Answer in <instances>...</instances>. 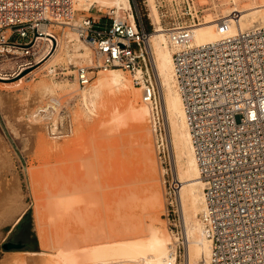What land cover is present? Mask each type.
Returning <instances> with one entry per match:
<instances>
[{
	"label": "rangeland",
	"instance_id": "rangeland-1",
	"mask_svg": "<svg viewBox=\"0 0 264 264\" xmlns=\"http://www.w3.org/2000/svg\"><path fill=\"white\" fill-rule=\"evenodd\" d=\"M107 1V6L117 5L115 0ZM129 1L148 33L159 28L158 25L168 29L177 22L188 24L191 22L190 14L200 22L209 15L212 18L222 17L226 10L233 7L264 5V0H193L190 6L185 0ZM107 8L85 14L94 15L104 23ZM120 13L123 14V10ZM52 30L60 44L55 54L46 60V66L41 65L43 62H35L43 57L45 45L32 49L28 56L18 49L0 53V71L3 74L16 72L9 82L23 77V82L18 85L0 84V94L5 97L0 103V218L4 214L0 219V264H93L95 259L91 250L99 247L103 249L98 256L102 264H129L135 254L128 241L146 238L150 231L158 233L166 244L171 242L165 237L168 232L173 237V247H177L176 264H186L187 251L177 201V191L181 185L176 182V179L185 180V159L175 143V119L169 112L165 113L161 106L162 140L157 141L151 115L141 112L144 111L141 107L148 106L141 101L140 90L138 101L131 92L126 96L129 99L126 103L132 106L130 115L122 109L120 102H125V97L113 102L111 99L105 103L102 101L103 104L90 110L93 114L88 115L81 108L80 88L73 77L77 66L90 65L89 58L84 56L87 45L72 30L73 33H62L55 26ZM163 38H166L173 52L167 35ZM15 39L18 38L14 36L12 40ZM150 40L154 41L153 48L157 51L162 42L153 36H150ZM89 53L88 56L92 58L90 48ZM29 60L32 63L21 66ZM50 68L63 69L70 75L54 78L49 74ZM100 71L98 73L104 72ZM123 74L133 84L129 72L124 70ZM95 76L96 73L92 81ZM91 86L90 83L89 91H93ZM163 89V95H166V87L163 86ZM158 93L161 102V89ZM51 95L60 96L71 113L73 130L67 136L50 137L43 125L30 116L34 108ZM138 112L143 113L139 118L135 116ZM56 173L63 179L65 191L61 198V214L53 217L46 198L45 182ZM156 187L159 188L161 207H152L151 204L152 190ZM181 193L186 230L193 240L199 230V212L191 208L188 186H184ZM12 196L14 199L17 198L15 196L20 198L15 202L20 201L21 209L16 205L14 213L10 208ZM21 212L25 215L15 224ZM47 213L51 218L50 223ZM54 229L58 231V235L54 233L55 236L59 238L65 234V239L66 236L70 237L77 244L74 249H79L66 257L61 254L67 260L64 263L61 256H56L62 252V247L53 245L56 242L54 234H51L55 232ZM22 239L25 241L23 248L6 250L2 247L7 241ZM87 241L89 244H86ZM28 251L38 254L23 253ZM190 264H199V260L191 255Z\"/></svg>",
	"mask_w": 264,
	"mask_h": 264
},
{
	"label": "built area",
	"instance_id": "built-area-1",
	"mask_svg": "<svg viewBox=\"0 0 264 264\" xmlns=\"http://www.w3.org/2000/svg\"><path fill=\"white\" fill-rule=\"evenodd\" d=\"M76 1L0 0V53L18 49L28 56L43 26L72 28L92 52L90 65L74 70L78 87L88 86L99 70H126L151 108L152 128L161 142L160 96L140 18L132 6L123 14L108 7L102 23L85 14L100 11L98 5L86 10L76 8ZM190 21L169 26L167 38L174 48L173 79L203 183L200 222L210 241L206 264H264V26L194 45L190 25L198 18L190 14ZM14 36L18 39L12 40ZM49 74L70 75L56 68ZM30 116L52 138L73 130L71 113L56 95L48 96ZM172 255L175 264L177 247Z\"/></svg>",
	"mask_w": 264,
	"mask_h": 264
},
{
	"label": "bare ground",
	"instance_id": "bare-ground-1",
	"mask_svg": "<svg viewBox=\"0 0 264 264\" xmlns=\"http://www.w3.org/2000/svg\"><path fill=\"white\" fill-rule=\"evenodd\" d=\"M115 1H116L117 5L112 4L113 6H107L108 5L107 0H77L75 7L76 8H83V9L87 10L92 6L98 5V7H101V8L102 7H115L118 11L119 10H129V8L131 7L129 0H115ZM231 2L233 3V1H231ZM87 5H88V7H87ZM101 8H99V9H101ZM233 12H238V14L234 13L235 14L234 15ZM225 13H224V16L218 17V18H212L209 15V16L205 17L202 21L190 25L192 28V43L194 45H200V44H204L207 42H213V41L218 40V39H220L226 35L232 34V33L236 32L240 29L243 30V29H247L250 27H254V26H264V5L259 6V7H242L239 9L236 7H233L232 10H226ZM218 24H220V25H218ZM219 26H221V28ZM55 27L59 28L62 33H64L65 31H67V32L73 31L74 32V30L72 28L68 29L67 27L59 26V25L58 26L55 25ZM158 27L159 28H156L155 30L153 29V32H151V33L147 32L148 36H147V39L145 41V45H146L148 56H149V59L151 62L154 79H155V82L157 85V90L161 89V96L164 94V89L162 91L163 86H165L167 91H168V93L166 95H163V99L161 98L162 99L161 100V106L165 110L164 111L165 113H166V111L169 112L173 116V118L175 119V124L177 127V133L175 135V143L178 147H180V152H181L183 158L185 159V163H184L185 180L179 181L176 178L175 179H176V182L181 185V188L177 191V201H178L179 208L181 211L182 226H183V238L185 239L184 242L186 244V251H187V256H186L187 262H186V264H190L191 255H194L197 258V260H199V264L200 263L206 264L209 249H210V241L205 237V235L202 231V226H201V222H200V212H202V210H203V191H202L203 183H202V180L200 178L198 166H197V164L194 160V157H193L189 133H188V130L186 127L185 119H184L182 101H181L180 95H179V93L175 87V83H174V79H173L172 48L168 47L166 38H163L169 32L168 31L169 29H163V28H161L160 25H158ZM41 30H42L43 35L40 38H38L37 40H35V42L31 46H33L32 47L33 50L42 47V45L46 46V50H45L43 57L37 58L35 61L36 63L43 62L41 65L45 64V66H46V64H47V63H45L46 60L48 58H51L55 54V52H56V50L60 44V40L57 37L56 33L52 30L51 27L43 26L41 28ZM150 36L155 37V39L159 38V40L162 42V45H160V47L157 51H155L153 48L154 41L150 40ZM53 37H55V39ZM76 37H77V35H76ZM85 49L87 51H85L84 56L86 58H89L88 59V62H89V61H91V57L88 56V54H90L89 48L87 46H85ZM48 63H51V62H48ZM51 69L52 68H50L49 71ZM123 71L124 70L122 68L114 67V68H109V69L104 70L103 73L97 72L95 78L93 79V81H91V85H92L91 87H93V91L92 90L91 91L93 93H91V91H89L90 84L84 88H80L79 95H80V98L82 101V104H81L82 107L81 108L83 109L84 112H86L88 115L93 114L90 110H94L95 108H99L103 104L104 101L107 102L110 99H111V101L112 100L118 101L119 99H121L123 97H125V102H123L124 100L120 101V102H122V107H123L122 109L126 110L127 114L131 111L132 106L130 105L129 102L126 103V100H129L126 98V96L128 94H130V92H131V93L135 94V96L134 95L133 96L136 99V101H138L140 88L135 86L134 84H132L131 81L128 79V77L123 74ZM14 77H15V75L11 78H7L4 76V74L2 72H0V84L8 85V84L15 83L16 85H18L19 83L23 82V80H22L23 77H21L20 79L12 81L10 83L9 81ZM78 89H79V87H78ZM70 92H72V91H70ZM58 97H60V96H58ZM3 98H5L4 95L0 94V103L3 102V100H4ZM89 98H90L93 106L91 104L89 106ZM143 103L146 104L145 102H143ZM146 105L148 106V108L147 107H141L144 110L141 112H146V114L148 113L150 116L151 115V112H150L151 108L148 104H146ZM140 114H143V113L138 112V113H136L135 116H138V118H139L141 116ZM129 115H130V113H129ZM167 117H168V115H167ZM171 144L172 143H170V145ZM177 175H178V173H177ZM52 176H53V178H52ZM52 176H50L51 179L48 176L49 180L47 182H45V183H47V196H46V198H48V203H49V207H50L49 208L50 215L55 217V216H58L59 214H61V209L63 207V206H61V204H62L61 198H62V196H64L63 194L65 191V188H64L65 183H64L63 179L61 180L58 173H56L55 175L52 174ZM184 186H186V187L188 186V193L191 196V198H190L191 208L195 212H199V216H198L199 230H197L198 232L196 231L197 237H195L193 240H191L189 238L188 231L186 230L187 227H186V223H185V219H184V211L182 209L181 189ZM43 188H46V187H43ZM158 189L159 188L156 187L152 190V195H151L152 196L151 197L152 207H156V206L161 207L162 206L161 205L162 200H160V197H159L160 193H158V191H159ZM12 197H13L14 201L13 200L11 201L12 206L10 205V208H11L12 213H14V210L16 209V205H18L17 208L21 209V207L19 205L20 201L19 202L16 201L17 203L15 202V200H18L20 198L18 196H15V198L17 197L16 199H14V196H12ZM42 197H44V196H42ZM44 202H45V200H44ZM43 204H45L44 206H46V203H43ZM180 205H181V207H180ZM46 210H48V209H46ZM15 213H16V211H15ZM22 214H23V212H21V214L15 219V222H14L15 224L20 220ZM3 215L0 218L1 220H2ZM47 216L49 217L48 222L50 223L51 218L48 215V213H47ZM59 222H61V221H59ZM59 222H57V223H59ZM54 227H55V225H54ZM59 228H60V226H59ZM59 228L57 230H60ZM57 230L55 231V229H54L55 232L52 231L53 233H51V234H54V233L57 234L58 233ZM61 232H62V230H61ZM55 234L53 235V237H54V239L56 238V240H55L56 242L53 245L54 246L57 245V247L58 246L62 247V252H59L60 254H57V255L55 254L56 256L59 257V256H61V254H64L66 257V256L71 255L72 253H75L76 251L78 252L79 249L78 250L76 248L74 249V247H75L74 245L77 246V244H75V242L73 240H71L70 237L67 238V236H66V239H65V237H64L65 234H64L62 237L58 238V236H57L58 234L56 235L57 237L55 236ZM147 234L148 235L146 236V238H143L141 240L135 239L133 241H128V243L130 242L129 245L131 247L133 246V248H131V247L130 248L134 251V254H135V256H134L133 251L130 250L135 258L133 257L134 260L131 261L132 256H130L131 262H129V264H173L172 263V257H173L172 251L176 247V246L173 247L174 246V241L172 240L173 237L168 232L165 233V237L168 239V241H171L170 243L166 244V241H164L163 238H161L158 233L150 231ZM47 236L48 235H46V237ZM46 237H45V239H46ZM71 238H74V237H71ZM43 240H41V242ZM47 240H50V239H47ZM46 242L48 243V241H46ZM91 242H90V244H91ZM148 242H149V244H148ZM86 244H89V242L87 241ZM62 245H64L65 248ZM61 247H58V248H61ZM102 251H103V249L101 247L93 248L91 250V255L95 259L93 264H102L98 259V256L102 253ZM23 253L31 254V255L38 254L36 252H29V251L23 252ZM131 253H129V254L132 255ZM61 257L63 258V260H62L63 263H64V261L65 262L67 261V260H64L65 258L63 256H61ZM67 264H69V263H67Z\"/></svg>",
	"mask_w": 264,
	"mask_h": 264
},
{
	"label": "water",
	"instance_id": "water-1",
	"mask_svg": "<svg viewBox=\"0 0 264 264\" xmlns=\"http://www.w3.org/2000/svg\"><path fill=\"white\" fill-rule=\"evenodd\" d=\"M2 247L6 250L20 249L24 247V243L21 240H18L17 242L7 241L2 244Z\"/></svg>",
	"mask_w": 264,
	"mask_h": 264
},
{
	"label": "flooded vegetation",
	"instance_id": "flooded-vegetation-1",
	"mask_svg": "<svg viewBox=\"0 0 264 264\" xmlns=\"http://www.w3.org/2000/svg\"><path fill=\"white\" fill-rule=\"evenodd\" d=\"M21 241L25 244V241L23 239Z\"/></svg>",
	"mask_w": 264,
	"mask_h": 264
},
{
	"label": "trees",
	"instance_id": "trees-1",
	"mask_svg": "<svg viewBox=\"0 0 264 264\" xmlns=\"http://www.w3.org/2000/svg\"><path fill=\"white\" fill-rule=\"evenodd\" d=\"M29 211V210H28ZM25 215V214H24ZM24 215L22 217H24Z\"/></svg>",
	"mask_w": 264,
	"mask_h": 264
},
{
	"label": "crops",
	"instance_id": "crops-1",
	"mask_svg": "<svg viewBox=\"0 0 264 264\" xmlns=\"http://www.w3.org/2000/svg\"><path fill=\"white\" fill-rule=\"evenodd\" d=\"M23 216V215H22ZM21 219V218H20Z\"/></svg>",
	"mask_w": 264,
	"mask_h": 264
}]
</instances>
